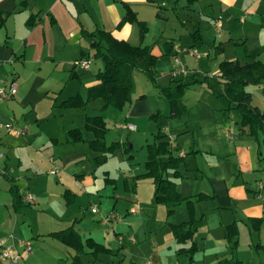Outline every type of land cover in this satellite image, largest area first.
Returning a JSON list of instances; mask_svg holds the SVG:
<instances>
[{
	"label": "crops",
	"instance_id": "crops-1",
	"mask_svg": "<svg viewBox=\"0 0 264 264\" xmlns=\"http://www.w3.org/2000/svg\"><path fill=\"white\" fill-rule=\"evenodd\" d=\"M128 7L148 27L143 39L136 23L120 25ZM171 23H174V38L168 33ZM217 23L221 26L219 31L216 30ZM96 30L109 31L117 39L126 40L134 46H151L154 51L157 43L164 45L173 41L175 57L183 52L191 55L192 49L196 48L191 43L187 47L182 46L189 36L196 45L201 42L211 45L208 51L215 53L218 72L224 61L243 65L264 62V0H0V84L14 82L18 88L14 97L0 101V152L4 154V158H0V167L10 170L8 176L0 180V239L13 235L15 240L31 241V252L23 254L18 264H41L38 260L39 240L35 243L33 237H28L29 228L31 234L38 229V238L53 240L54 259L62 264H74L76 251L52 233L70 227L80 234L83 242L92 238L109 248L112 251L110 254L113 253L108 243L98 242L100 235L105 238L103 227L107 228L106 235L109 236L108 229L111 227L107 226L108 221L97 220L95 226L85 229L89 220L78 218L79 194L69 187L74 184L82 187L80 192L89 194V190L97 184L95 175L81 171L88 160L90 141L94 138L92 132L85 128L86 118L91 115L68 113L61 107L71 97L80 95L86 98L88 87L97 83L91 66L86 70L74 64L84 53L92 52L90 41L83 36V32ZM152 38L156 40L154 44L149 41ZM79 70L84 75L81 76ZM68 72L77 74V77L72 74L71 79L78 78L80 82H70ZM260 85L256 90L260 97L254 91L250 93L253 106L264 113V81ZM68 88L70 90L65 93ZM256 97L258 103L255 102ZM185 105V108L180 105L184 111L181 117L170 118V111L169 114L163 113L165 111L157 109L148 97H133L128 106L117 110V113L110 111L109 115L110 108L103 109L98 104L100 110L106 112L109 122L102 114L94 115L103 117L108 130L110 123L118 132L121 129L136 131L143 120L150 122L156 111L161 117H168L169 124L174 123V132H171L174 142L160 133L157 135L160 139L154 138L153 142L167 141L171 155L183 160L176 170L166 172L165 177L176 183L183 199L194 200L197 219L194 241L197 250L193 254L180 251L182 245L172 234L174 242L167 247L169 250L174 247V256L156 242L152 253L147 256L161 264H179L177 259L184 255L187 264H222L226 259L241 264H264V124L257 133H252L250 127L243 126L240 113L229 111L230 104L216 109L211 107L212 102L197 98ZM204 115L208 118L205 119ZM31 121L38 125L32 130L29 129ZM43 121L49 123L41 129ZM7 123L27 126L28 132L22 136L10 135L2 127ZM129 124H133L135 129L127 128ZM145 126L144 134L148 135L149 128ZM81 128L93 138H87ZM75 129L82 133V141H87V145L70 138L69 132ZM149 141L146 140L147 145L153 143ZM45 148L51 149L53 154H44L41 158ZM188 149L191 151L188 152ZM93 153L95 158L101 155L94 150ZM95 164L103 166L97 161ZM44 165H47L46 174ZM56 167L58 172L52 174ZM127 169L131 173L124 177V193L115 196L129 203L127 213L135 205L139 206L135 214H140V217L147 210L143 209L145 205L151 210H154L155 204L161 207L163 204L155 202V194L147 203L141 201L138 193L140 181L149 179L153 182V179L142 178L135 182L133 178L145 173L146 168L145 172L138 174L133 173L132 166ZM105 174L106 186L116 187L117 180L109 177L108 172ZM52 175L56 177L52 178ZM152 185L155 186L154 182ZM11 188L20 195L18 203ZM26 193L34 195V204L24 201ZM200 194L208 196V199L196 200ZM163 206L167 219L174 218L171 224L189 220L185 202L177 206L171 216ZM34 208L48 215L47 231L40 232L42 223L37 219L38 213L31 212ZM31 220L33 225L28 223ZM258 222L259 230L256 229ZM231 225L238 231L233 239L237 241L236 245L227 239ZM113 234L118 235L119 232L114 230ZM127 242L138 244L134 234ZM190 246L191 243H187L184 248L188 250ZM120 248L118 254L125 264L127 257L122 252L128 247L122 244ZM19 251L23 253L22 248ZM87 253L92 254V250L86 248ZM85 254L80 255L82 264H86ZM98 256L96 259L99 260ZM132 261L130 264H134ZM0 264L7 263L0 259Z\"/></svg>",
	"mask_w": 264,
	"mask_h": 264
},
{
	"label": "rangeland",
	"instance_id": "rangeland-1",
	"mask_svg": "<svg viewBox=\"0 0 264 264\" xmlns=\"http://www.w3.org/2000/svg\"><path fill=\"white\" fill-rule=\"evenodd\" d=\"M152 30L153 32H156L155 28H152ZM168 30V33H171L172 35L169 37L174 38V23L168 25ZM152 39L153 40L149 41H153L152 43L154 44L156 40H154V38ZM190 43L196 46L195 49H197L199 55L198 59H196V57L192 54L190 55L188 52H183L178 57H175L174 55L169 56L165 52V48L162 42L156 44V49L155 51L153 50V53L158 56L155 67L157 83L159 84V86H171L173 89L176 88V86L187 84L184 86V94L179 102V104L182 105L181 107L184 108L187 102H191L192 99L197 98H201L206 102H212L213 105H211V107H215L216 109H219L220 106H222L223 104L227 106L229 103L224 95L222 86L223 84H221L223 80L220 77V68L219 72L218 68H216L217 60L215 57V53L213 52V50L208 51V48L210 49L211 45L209 44V46H206V44L201 42L200 44H197L199 45L197 46L194 43V40L188 36L187 39L183 41L182 46L187 47V45H189ZM188 48L192 49L194 47ZM208 52L209 57L202 56L204 53ZM103 67L104 65L102 60H93L91 63V73L96 77L98 71L102 70ZM69 72L68 78L70 82H80L78 78L71 79V75L74 73ZM79 73L81 74V76L84 75L82 71L80 72V70ZM258 86L261 85H249L246 87V91H254V93H256L255 95L260 97L258 92H256ZM262 88L263 87H261V90ZM69 90L70 88L66 89L65 93H67ZM131 90L132 99L133 97H148L150 102H152V104H154L157 109H163L165 111L163 113L169 114L170 104L168 99L162 93L161 88L155 86L145 74L141 72L134 73L132 78ZM255 102H259V99L257 97ZM89 103V107H86ZM88 104L85 106L86 108L84 107L85 109H63H67L68 113L74 114L84 113L86 115L88 114L91 116L102 114L104 115V118L109 122V120L106 118L108 117L106 112L101 111L100 107L98 106V104L103 106V100H91L88 102ZM188 106H190L189 103ZM108 108H110L108 115L110 114V111H114L117 113V110H121L113 106H109ZM216 112L219 111L217 110ZM157 113L158 112L156 111V114ZM183 113L184 111H182L181 116L183 115ZM156 114L151 116L152 127H150L151 121L149 122L143 120L141 122V126L136 131L121 129V131L118 132L116 131L114 125L109 123V130L105 137L106 144L107 146H115L116 144H118L119 147H117L113 152L107 153V159L104 162H100V165L103 166H97L95 164L96 158L93 153V150L91 149V147H88V153L90 155L88 154V160L85 161V165L82 167L83 170H81L84 173H90V175L92 176L95 175L97 177L95 178L97 179V184L94 186V188H91V190H89V194H87L85 191H82L84 193L80 192L82 190V187H76L74 184L72 186H69L73 189V191L79 194L77 209L79 212L78 218L81 219L80 217H83L87 218L86 220H89L85 224V229H91L92 226H95L97 224V220L103 221L105 218H108L109 220L108 223H106L108 224L107 226L111 227L110 229H108V231H110L109 236L106 235L107 228L103 227V230L105 232V238L100 235L99 237L101 238H98V242L108 243L112 247L113 253L104 254L101 256L99 255V260L96 259V256H94L93 254L87 253L84 256V261L86 262V264H123L122 259L119 257L118 254L122 249L120 248L122 244H125L128 247V250L125 249L127 251L122 252V255H125L127 257V262L125 264H130L131 259L133 260L132 262H134V264H140L141 262L143 264L144 259L147 257L148 253H152V247L155 242L159 244L165 251L169 250L167 245L171 243L173 244L174 242V237L172 235L173 233L170 229V224L173 223L172 221L174 220V218L170 217V219H167L165 207L163 205H161L160 207L159 205H156L154 203V206H156L154 207V210H151L149 206L145 205L143 209L146 208L147 210L145 209L146 211H143V213L145 214L140 217V214L138 213H127V208L129 206V203L127 201H124L123 199H117V197L115 198L116 195L124 193L123 180L125 176L130 175L131 173L129 172V169H127L129 166H132L134 168L133 173L135 174L145 172V162L148 160V145L146 142L147 139L150 140L149 142H153L154 138H157V135H159L160 133L164 137L168 136L167 138H170L169 140L174 142V134H171L172 131L174 132V123H172L171 125L169 124L168 117H161L160 113L157 115ZM203 117L205 119L208 118L205 115ZM170 118L178 117L171 116ZM48 123L49 121H43L41 129L44 128L45 125L47 127ZM121 124L124 125V123ZM145 125H147L149 128L148 135L144 134L146 133L144 132V129H146ZM33 126L37 127L38 125L34 121H31L29 124V129L32 130ZM81 130L87 138H93L92 135H90L87 131L84 130V128H81ZM120 141H122V143L124 144H122ZM82 142H84V144L86 145L88 144L87 141ZM49 147H52V145H49ZM190 151L191 150L188 149V152ZM44 154H46L47 156H51L53 152L51 149L47 150L45 148L43 152H41L40 157L44 158ZM46 171L47 165H44L45 174L47 173ZM105 172H108L109 177L117 180L116 187H113L111 185L106 186ZM53 177L56 176L52 175V178ZM152 184L153 182L149 179L142 180L139 183L140 187L138 193L141 196V201L143 203H147L148 200H150V198H153L155 194V191H153V188L155 186L153 187ZM31 206L34 207V205ZM92 207H95L97 209L96 213L92 212ZM31 210V212L38 213L37 219H39L40 224L42 223L40 227V232L47 231L49 229L47 225L48 215H45L41 211V209L34 208ZM112 215L118 217L116 219H111ZM120 219L121 221H119ZM31 222L28 221L29 224L33 225V220H31ZM27 225L28 224H26V226ZM59 225L61 226V223H59ZM62 225L66 224L62 223ZM28 227L29 226H27V228ZM114 230L119 232V234H113ZM36 231H38V229H36L34 233L31 234L32 230L29 228L28 237H33L32 240L35 243L37 240H39L38 254L40 255V257L38 258V260L41 262V264H62L61 262H59L58 259H54L56 255L53 252V247L51 245V242L53 240H48L45 238L43 239L42 237L38 238ZM132 234H134V238L138 242L137 245H131L129 242H127V239H129L130 235ZM114 236L116 239L114 238ZM119 237H121L122 239L120 240ZM172 249L173 250L169 251H171L170 254L174 256V247ZM66 250L68 251L69 249ZM64 254L67 257V252ZM177 262L179 264H187V259L185 258V255L181 257L179 256Z\"/></svg>",
	"mask_w": 264,
	"mask_h": 264
},
{
	"label": "trees",
	"instance_id": "trees-1",
	"mask_svg": "<svg viewBox=\"0 0 264 264\" xmlns=\"http://www.w3.org/2000/svg\"><path fill=\"white\" fill-rule=\"evenodd\" d=\"M194 1V0H190ZM136 23L139 27L140 37L144 38L148 31L145 22L137 18L136 13L128 7L126 15L120 22ZM83 36L90 41L91 53H84L81 59L102 60L104 67L96 74L97 83L88 87L87 97L77 95L69 98L61 104L64 108H84L89 101L101 99L103 100V109L113 106L117 109H123L132 101V78L135 72H141L155 85L161 88L162 93L166 96L170 104V115L172 117H180L182 109L180 107V99L184 94V86L182 84L172 88L171 86H159L155 74V67L158 56L153 53L151 46H134L126 40L117 39L111 32L105 30H96L93 32H83ZM174 42L164 43L167 55H174ZM220 77L222 78L223 91L228 100L230 111H236L242 116L243 126H248L252 133H257L264 124V113L258 107L252 104V94L246 91L249 85H260L264 81V62L256 61L250 64H241L239 62L224 61L220 64ZM87 131L94 135L90 141V147L101 153L96 161L104 162L107 159V153L113 152L115 146H107L105 137L108 132L107 122L102 116H87L85 122ZM73 141H82L84 137L78 130L69 132ZM157 139H160L157 137ZM182 158L171 155V149L167 141H158L148 145V160L145 163L146 172L136 175L133 180L136 182L142 178H151L155 184V202L163 204L167 208V214L171 215L177 206L186 203L189 210V220L180 224H170L172 233L177 242L182 245L180 251L193 254L197 250V244L194 241V225L197 223L195 217L194 200L183 199L177 191L176 183L167 177L166 172L176 170L182 163ZM177 175V173H176ZM15 201L18 203L21 198L17 190L11 188ZM208 199L206 195L196 196V200ZM258 225V226H257ZM256 229L259 230V222ZM52 235L73 248L76 251L74 264H82L80 255L85 254L86 248L92 250V254L98 256L101 253L110 254L112 251L102 244L95 242L92 238L83 242L80 234L73 228L52 233ZM238 231L234 225L228 227L227 239L234 245L237 241H233L237 237ZM191 243L187 250L184 245ZM264 251V247H262ZM222 264H241L239 261L223 260Z\"/></svg>",
	"mask_w": 264,
	"mask_h": 264
},
{
	"label": "built area",
	"instance_id": "built-area-1",
	"mask_svg": "<svg viewBox=\"0 0 264 264\" xmlns=\"http://www.w3.org/2000/svg\"><path fill=\"white\" fill-rule=\"evenodd\" d=\"M220 24H216V30H220ZM191 54L198 59V51L197 49H192ZM208 53H204L203 57H208ZM75 66H80L86 70L90 69L91 61L87 59H79L74 62ZM7 83L2 82L0 84V101L11 99L15 96L18 91L16 83L12 82L9 85ZM6 132L13 136H22L28 132V127H18L12 123H7L2 126ZM130 129H135L133 124H129L126 126ZM0 158H4V154L0 152ZM9 168L7 167H0V180L7 177L9 174ZM58 172V168L56 167L54 170L51 171L52 174ZM24 201L27 204H34L36 199L33 194L26 193L24 196ZM139 209L138 205H135L129 210V213L135 214ZM92 212L96 213L97 209L92 207ZM118 216H111V219H116ZM105 221H109L108 218H105ZM19 248L23 249V253L19 251ZM32 250V243L30 240H15L13 235H9L5 238L0 239V259L7 264H18L19 260L23 258V254L28 255ZM143 264H161L154 260L152 257L147 256L144 259Z\"/></svg>",
	"mask_w": 264,
	"mask_h": 264
},
{
	"label": "water",
	"instance_id": "water-1",
	"mask_svg": "<svg viewBox=\"0 0 264 264\" xmlns=\"http://www.w3.org/2000/svg\"><path fill=\"white\" fill-rule=\"evenodd\" d=\"M73 77H77V74H74V76Z\"/></svg>",
	"mask_w": 264,
	"mask_h": 264
}]
</instances>
